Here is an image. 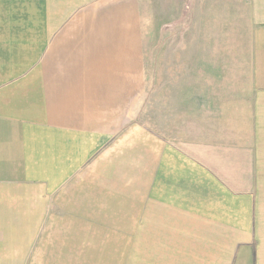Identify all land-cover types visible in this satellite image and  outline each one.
<instances>
[{"label":"crops","instance_id":"crops-1","mask_svg":"<svg viewBox=\"0 0 264 264\" xmlns=\"http://www.w3.org/2000/svg\"><path fill=\"white\" fill-rule=\"evenodd\" d=\"M250 6L251 72L227 81L237 89L216 110L186 94L204 125L186 149L162 137L158 149L132 122L146 85L140 0H0V264L70 262L53 228L83 224L80 178L89 169L116 192L134 168L163 229L207 232L199 264H264V0Z\"/></svg>","mask_w":264,"mask_h":264},{"label":"rangeland","instance_id":"rangeland-1","mask_svg":"<svg viewBox=\"0 0 264 264\" xmlns=\"http://www.w3.org/2000/svg\"><path fill=\"white\" fill-rule=\"evenodd\" d=\"M140 5L146 85L137 96L132 122L145 129L151 142L156 140L151 147L160 149L162 137L186 149L187 139L196 138L204 125L197 117L206 110H191L186 94L201 89L213 101L210 109L216 110L220 103L215 96L237 89L227 81L236 84L240 74L250 71V0H140ZM133 171V182L119 183L116 192L110 184H95L89 169L81 175L79 185L87 195L85 219L83 224L71 218L66 226L54 223V242L63 245L53 250L69 254L70 262L53 264L200 263L198 257L209 248L207 232L190 231L189 226L186 230L181 223L163 229L167 218L161 217V204L146 199L147 186L136 175L140 169ZM99 189L105 202L100 215L91 193Z\"/></svg>","mask_w":264,"mask_h":264}]
</instances>
